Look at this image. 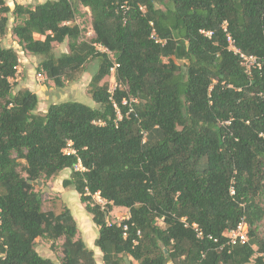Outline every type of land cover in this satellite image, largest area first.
Listing matches in <instances>:
<instances>
[{
  "label": "trees",
  "instance_id": "trees-1",
  "mask_svg": "<svg viewBox=\"0 0 264 264\" xmlns=\"http://www.w3.org/2000/svg\"><path fill=\"white\" fill-rule=\"evenodd\" d=\"M79 7L91 13V42L76 24ZM11 19L57 88L98 62L97 107L64 101L39 114L36 93L14 92L19 52L1 44ZM228 34L257 58L251 74ZM67 40L70 52L55 56ZM115 64L122 119L105 81ZM128 97L138 100L130 114ZM66 170L63 187L99 228L103 264H264V0H0V264H56L37 252L39 239L62 241L61 264H98L71 209L46 211L36 189ZM98 192L109 211L94 203ZM114 208L129 216L112 222ZM243 218L250 242L224 246Z\"/></svg>",
  "mask_w": 264,
  "mask_h": 264
},
{
  "label": "rangeland",
  "instance_id": "rangeland-1",
  "mask_svg": "<svg viewBox=\"0 0 264 264\" xmlns=\"http://www.w3.org/2000/svg\"><path fill=\"white\" fill-rule=\"evenodd\" d=\"M47 1L49 0H6L8 6L11 8H14L16 4L34 8ZM71 1L74 4L78 3V0ZM14 24V20L11 19L8 32L1 38L2 46L17 50L21 60L18 80L13 82L14 92L27 88L36 93L40 99L38 107L39 114H44L51 104L61 103L63 101H76L93 108L97 107V104L89 93L90 82L93 75L97 71L98 62L90 61L81 73L77 74L75 81L67 80L64 88H57L45 74H43L42 78L39 77L41 72L38 70V66L45 57L33 56L23 51L22 47L19 45L18 39L12 32ZM76 24L80 25L84 29L82 40L91 42L94 38V32L92 30V16L87 8L79 7ZM69 52L70 47L68 40L63 44H55L54 46L55 56H60L61 54ZM177 62L181 65L183 70H185L187 64L189 63L184 59H179ZM105 81L112 84V75ZM70 176L71 171L66 170L51 180H46L44 182L41 181L36 189L42 194L44 209L46 211L53 210L59 213L62 211L64 206H67L72 210V213L78 223V238L83 239L87 247L95 251L97 263L103 264L102 253L95 247V240L98 237L99 228L93 222L92 216L86 212L85 206L80 202V197L74 188L63 187V181L70 178ZM262 207L264 208V200L262 201ZM128 216V209L114 208L110 214V220L112 222H121ZM258 234L264 239V221L258 226ZM61 245L62 241L56 242L53 247V243L50 240L39 239L36 241V250L42 257L50 258L56 264H61V259L63 257Z\"/></svg>",
  "mask_w": 264,
  "mask_h": 264
},
{
  "label": "built area",
  "instance_id": "built-area-1",
  "mask_svg": "<svg viewBox=\"0 0 264 264\" xmlns=\"http://www.w3.org/2000/svg\"><path fill=\"white\" fill-rule=\"evenodd\" d=\"M225 31L227 32V26L226 25H225ZM202 33L205 36H208V37L211 36V32L203 31ZM151 38L153 40H155L157 43H163V41L160 40L155 33H153ZM227 38H228V44H229L230 50L233 51L235 54H238L240 56V58L242 60L243 67L246 68V71L248 74H251L252 69L254 67H257V65H258L257 64V58L255 56L245 55L239 49H237L235 46L233 38L229 34L227 35ZM95 48L100 52H106L107 54L112 56L110 51L107 50L106 48L102 47L101 45H95ZM118 67H119V65L115 64L114 68L112 70V84L110 83L109 93L111 95L110 99L114 103V106L118 112L119 119H122V115L120 113V110H119V108H118V106L114 100L115 90L118 87H120V89L122 87L121 85L118 84L117 77H116V71H117ZM19 73H20V66L17 68L16 77L11 80L12 83L18 80V74ZM39 77L42 78L43 75L40 74ZM137 103H138V100L136 98H133V97H128L127 99H124V102H123V104L128 107L129 114L131 112H134L133 104H137ZM71 145L72 144L70 143L69 147L65 150V154L70 155L71 153H75V151L70 149ZM79 169L82 170L83 169L82 166H79ZM93 201L102 210L109 211L110 203L101 196L100 192L93 195ZM110 214H111V212H110ZM109 224H110V222H109ZM125 229H127V227ZM125 236H126V234H125ZM226 236H227V242L225 243L224 246H228L229 248H233V247L237 246L238 244H248L250 242L249 226H248V223L246 222L245 218H243V220L241 221V223H239V225L237 226L236 229L227 232Z\"/></svg>",
  "mask_w": 264,
  "mask_h": 264
},
{
  "label": "crops",
  "instance_id": "crops-1",
  "mask_svg": "<svg viewBox=\"0 0 264 264\" xmlns=\"http://www.w3.org/2000/svg\"><path fill=\"white\" fill-rule=\"evenodd\" d=\"M37 39H41V38L39 37V38H37ZM23 88H24V87H23ZM25 89H27V88H25ZM28 90H29V89H28ZM31 92H32V91H31ZM33 93H34V92H33ZM63 102H64V101H63ZM37 112H38V111H37ZM45 112H46V111H45ZM45 112H44V113H45ZM71 211H72V210H71Z\"/></svg>",
  "mask_w": 264,
  "mask_h": 264
},
{
  "label": "water",
  "instance_id": "water-1",
  "mask_svg": "<svg viewBox=\"0 0 264 264\" xmlns=\"http://www.w3.org/2000/svg\"><path fill=\"white\" fill-rule=\"evenodd\" d=\"M41 182H39V184H40Z\"/></svg>",
  "mask_w": 264,
  "mask_h": 264
}]
</instances>
